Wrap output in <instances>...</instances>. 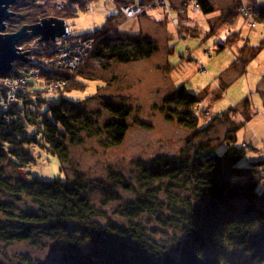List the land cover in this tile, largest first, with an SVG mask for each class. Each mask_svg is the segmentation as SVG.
Returning a JSON list of instances; mask_svg holds the SVG:
<instances>
[{"label":"rangeland","instance_id":"rangeland-1","mask_svg":"<svg viewBox=\"0 0 264 264\" xmlns=\"http://www.w3.org/2000/svg\"><path fill=\"white\" fill-rule=\"evenodd\" d=\"M208 1L212 11L206 14L200 12L194 0H20L10 5L8 9L14 15L4 22L5 30L0 33H8L7 25L14 19L25 23L37 18L38 23L45 17H55L66 22L70 35L37 41L57 44L53 61L59 69L77 77L68 90L60 93L55 89L51 98L58 100L62 96L69 102L67 105H73L69 108L82 110L96 125L111 119L110 106L123 107L129 113V127L124 140L115 146L104 144V136L80 135L77 142L68 145L69 160L63 163L35 147L32 149L35 163L29 172L15 175L4 165L0 175L20 176L26 181L29 174L46 181L59 177L82 184L83 195L91 205L111 218L120 219L122 209L131 207L136 196L145 191V185L138 180L140 174H136L140 166L156 158L179 161L191 155L188 147L206 144L218 146V152L222 153L231 146L221 141L226 134H232L235 125L243 123L234 132L233 146L246 151L239 166H247L251 159L264 160V24L258 19L264 13V0ZM62 2L67 4L63 6ZM79 4H85L87 10L77 9ZM73 7L76 8L74 15L64 18L68 14L66 10ZM106 22L110 34L119 33L122 37L102 41L103 46L132 43L136 36L153 41L156 51L149 57L128 62L118 60V52H102L101 56H95L92 53L98 40L96 37L100 35L97 30H102ZM77 35L81 36L75 37ZM89 37L92 49L86 50L89 52L83 57L85 52L83 55L77 52L74 42ZM128 37L131 39L121 40ZM36 39L39 37L29 34L20 39L21 45L17 44L19 51H29L26 53L28 59L37 58L30 54ZM246 42L249 46L262 47L246 62V67L241 62L239 67L235 66L233 62H237L238 57L249 58L248 53L242 52ZM220 43L224 44L222 50L218 48ZM249 53L251 57L252 52ZM16 62L25 65L29 60ZM12 66L13 63L11 70ZM29 67L25 68L29 73L27 81L34 79L35 83H42V89L47 91L42 92V96L50 95L52 85L63 88L64 85L60 86L63 81L44 84V69ZM242 67L244 72H241ZM11 70L0 74V88L7 95L4 106L12 105L16 94L24 91L27 84L26 76H9ZM37 84L35 86L41 88ZM180 85L197 98L194 108L202 116L199 129L182 128L176 120H166L161 110L171 106L165 104V100L174 96ZM245 96L251 102V110L247 111L249 116L243 115L239 108ZM246 175L233 179L244 181ZM113 176H123L133 185L134 191L125 190L112 179ZM155 186L161 189L158 193L161 199L168 188L174 194L186 196L193 187L189 179L180 182L179 186L163 179ZM0 200H14L10 203L18 212L38 211V205L27 198L15 200L0 194ZM165 214L168 215L166 211ZM138 219L147 228L151 240L173 256L177 254L185 234L175 223L174 228L164 227L147 212L139 214ZM226 245L232 263L247 262L249 250H242L234 243ZM61 254L52 246L36 244L32 239L12 244L0 242L1 264H52Z\"/></svg>","mask_w":264,"mask_h":264},{"label":"trees","instance_id":"trees-1","mask_svg":"<svg viewBox=\"0 0 264 264\" xmlns=\"http://www.w3.org/2000/svg\"><path fill=\"white\" fill-rule=\"evenodd\" d=\"M194 1L201 13L212 11L208 0ZM62 4L65 6L67 3ZM79 8L87 10L85 4H79ZM75 12V7L68 8L64 18L73 16ZM258 19L264 24V13ZM31 21L24 23L14 19L7 25V32L39 20ZM107 24L101 27L105 31L97 30L100 35L96 37L98 40L92 53L95 56H101L102 52H118V60L128 62L149 57L156 51L153 41L136 36L132 43L103 46L102 41L122 37L119 33L110 34ZM78 36L81 35L75 37ZM126 39L131 38L121 40ZM55 45L35 40L30 54L37 55V58H31L25 65L13 63L8 75L26 76L27 81L29 73L26 69L38 66L46 72L42 78L44 84L63 81L62 89L52 85L49 87L53 89L48 93L50 95L42 96V92H47L42 89V83L28 80L24 91L16 94V101L4 106L7 95L0 88V169L5 165L15 175L29 172L35 163L32 153L35 147L42 148L63 163L69 160L68 145L77 142L82 134L104 136V144L115 146L124 140L128 131L129 113L123 107L110 106L111 119L96 125L82 110L69 108L73 105H67L69 102L62 96L58 100L51 98L52 93L57 90L62 93L77 81L76 76L59 69L60 66L53 61ZM222 45L218 46L221 50ZM244 45L242 52L248 53L249 58L238 57V61L233 62L235 66L241 62L246 67V62L253 59L262 47L249 46L247 42ZM249 52H252L251 57ZM242 69L244 72V67ZM32 76L33 73L30 78ZM166 103L171 105L161 109L166 120H176L187 130L199 129L202 116L194 108L197 98L188 93L184 85L178 86L175 95L167 98ZM250 107V99L245 96L239 104L241 113L249 116L247 111L251 110ZM239 126L235 125L232 134H226L221 141L231 146L222 153L218 152V146L206 144L188 147L191 155L179 161L156 158L140 166V172L137 170L136 174H140L138 180L145 185V191L136 196L131 207L123 208L122 214L118 212L120 219L111 218L105 211L91 205L83 195L82 184L59 177L46 181L29 174L26 181L20 176L0 175L1 195L15 200L27 198L38 205L37 212H18L10 203L14 200H0V242L12 244L32 239L36 244L50 245L63 253L52 264H264V160L251 159L247 166H239L246 152L232 143ZM244 173L247 174L246 180L233 179ZM122 177L113 176L112 179L125 190L134 191L133 185ZM163 179L169 180L173 186L189 179L192 191L179 196L168 188L163 191L164 198L161 199L158 196L161 189L155 185ZM145 212L164 227L174 228L175 223L185 234L175 256L151 240L147 228L138 219V215ZM226 243L249 250L247 262L239 260L232 263Z\"/></svg>","mask_w":264,"mask_h":264},{"label":"water","instance_id":"water-1","mask_svg":"<svg viewBox=\"0 0 264 264\" xmlns=\"http://www.w3.org/2000/svg\"><path fill=\"white\" fill-rule=\"evenodd\" d=\"M20 0H0V32L5 30V21L14 15L9 11V6ZM66 22L55 17H45L40 22L32 25H23L14 33H0V74L11 70L12 63L16 61H28L26 53L17 48L20 39L31 34L38 36L36 41L54 40L58 37L70 35L67 31ZM22 49V48H21Z\"/></svg>","mask_w":264,"mask_h":264},{"label":"built area","instance_id":"built-area-1","mask_svg":"<svg viewBox=\"0 0 264 264\" xmlns=\"http://www.w3.org/2000/svg\"><path fill=\"white\" fill-rule=\"evenodd\" d=\"M85 39H87L86 42L83 41ZM85 39L84 38L83 39L78 38V39H76L77 41L74 42L75 43L74 44V47L76 48L77 52L81 53L82 55H83L82 52H85L84 55H83V57H85L86 53L89 52V51H86V50L92 49V39L90 37L89 38H85ZM84 43H88V45L85 46ZM83 47H87V49H84ZM71 60L73 61L72 58H71Z\"/></svg>","mask_w":264,"mask_h":264},{"label":"bare ground","instance_id":"bare-ground-1","mask_svg":"<svg viewBox=\"0 0 264 264\" xmlns=\"http://www.w3.org/2000/svg\"><path fill=\"white\" fill-rule=\"evenodd\" d=\"M87 7V6H86ZM88 8V7H87Z\"/></svg>","mask_w":264,"mask_h":264}]
</instances>
